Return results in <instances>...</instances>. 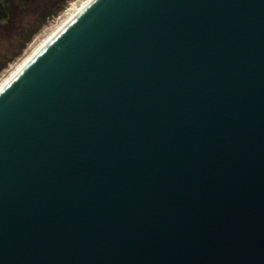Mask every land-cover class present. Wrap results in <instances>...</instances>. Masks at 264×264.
<instances>
[{"label":"water","instance_id":"obj_1","mask_svg":"<svg viewBox=\"0 0 264 264\" xmlns=\"http://www.w3.org/2000/svg\"><path fill=\"white\" fill-rule=\"evenodd\" d=\"M0 264H264V0L71 22L0 93Z\"/></svg>","mask_w":264,"mask_h":264},{"label":"rangeland","instance_id":"obj_2","mask_svg":"<svg viewBox=\"0 0 264 264\" xmlns=\"http://www.w3.org/2000/svg\"><path fill=\"white\" fill-rule=\"evenodd\" d=\"M62 1L63 0H46L45 6L43 8L28 12L25 21L16 18L13 30H0L1 65L5 61L11 60L13 58V55L18 52V48L22 44L23 39L36 28L38 21L45 13L57 9L58 5L62 6L57 11V14L47 18L45 24L26 44L22 53H20L15 59L11 60L0 72V82L9 75L10 71L16 67L22 61V59L25 58L33 43L38 40V38H42L50 29L56 26L59 22V19L66 10L70 9L74 4L79 2V0H68L63 4Z\"/></svg>","mask_w":264,"mask_h":264},{"label":"bare ground","instance_id":"obj_3","mask_svg":"<svg viewBox=\"0 0 264 264\" xmlns=\"http://www.w3.org/2000/svg\"><path fill=\"white\" fill-rule=\"evenodd\" d=\"M95 0H79L73 7L66 10L56 26L50 29L42 38H38L25 58L14 67L9 75L0 82V93L83 11Z\"/></svg>","mask_w":264,"mask_h":264},{"label":"trees","instance_id":"obj_4","mask_svg":"<svg viewBox=\"0 0 264 264\" xmlns=\"http://www.w3.org/2000/svg\"><path fill=\"white\" fill-rule=\"evenodd\" d=\"M68 0H63L62 3L64 4L65 2H67ZM62 6L60 5L59 8L54 9L52 11H49L47 13H45L42 18L38 21L36 28L28 35L26 36L23 41L22 44L19 46L18 48V52L16 54L13 55V59H15L20 53H22V51L24 50L26 44L32 39V37L40 30V28L45 24V22L47 21V18H50L51 16L57 14V11L61 8ZM11 60H7L5 61L3 64L0 65V72L7 66V64L11 61Z\"/></svg>","mask_w":264,"mask_h":264},{"label":"flooded vegetation","instance_id":"obj_5","mask_svg":"<svg viewBox=\"0 0 264 264\" xmlns=\"http://www.w3.org/2000/svg\"><path fill=\"white\" fill-rule=\"evenodd\" d=\"M22 3H23V0H5L6 7L10 13H11V10L13 7L20 6V5H22ZM59 7H60V5H58V8Z\"/></svg>","mask_w":264,"mask_h":264}]
</instances>
